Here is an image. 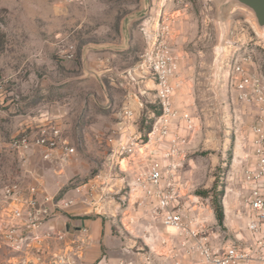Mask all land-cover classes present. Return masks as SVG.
I'll return each instance as SVG.
<instances>
[{"label": "rangeland", "instance_id": "1", "mask_svg": "<svg viewBox=\"0 0 264 264\" xmlns=\"http://www.w3.org/2000/svg\"><path fill=\"white\" fill-rule=\"evenodd\" d=\"M152 44L166 45L177 61L174 105L191 119L189 124L179 117L172 125L174 135L187 140L177 184L197 220L191 230L211 245L218 239L217 227L221 241L225 234L246 236V219L239 215L246 213L243 198L261 185L249 179L248 171L259 170L254 130H264V104L237 101L232 68L238 63L264 85V29L235 0H0V189L20 180L26 169L27 159L11 148L12 139L34 135L48 124L61 127L75 148L76 158L66 168L69 183L74 181L69 187L103 176L108 131L100 144L86 145V136L94 139L86 118L105 109V92L123 107L127 91L115 77L133 68ZM148 107L160 114L154 104ZM147 112L139 120L143 135L151 125ZM58 114L62 124L54 118ZM156 149L150 157L160 161L168 146ZM99 184V190L105 188ZM104 196L93 200L102 203ZM134 202L106 218L128 261L206 264L197 238L180 237L152 222L149 209ZM98 212L105 217L107 211Z\"/></svg>", "mask_w": 264, "mask_h": 264}, {"label": "built area", "instance_id": "2", "mask_svg": "<svg viewBox=\"0 0 264 264\" xmlns=\"http://www.w3.org/2000/svg\"><path fill=\"white\" fill-rule=\"evenodd\" d=\"M177 71V61L170 55L169 48L163 44H152L133 68L117 73L115 82L127 91V95L121 119L106 138L110 152L105 159V179L113 180L118 175L122 180L120 193L124 195L121 200L124 207H129L134 198V204L139 208L149 209L152 222L174 229L180 237L197 238V251L206 264H264V151L261 148L264 146V130L261 126L254 130L258 137L256 157L259 170L248 171L249 179L259 181L261 185L251 188L243 198L246 213L239 215L241 220L246 219V236L231 238L225 234L221 241L222 229L217 227V241L213 245L208 244L206 237H199L200 231L191 230L197 220L191 217L190 206H187L190 201L177 184L181 166L178 160L187 156V140L175 136L172 125L179 117L191 123L190 116L179 115L174 105L172 80ZM232 74L235 75L233 80L239 103L249 106L264 104L261 77L246 73L245 68L236 62ZM238 75L240 77L237 78ZM149 104H154L160 114L157 115L155 109L151 110ZM147 110L151 125L143 135L138 130L139 120ZM163 144H167L168 149L161 160L150 157ZM10 146L21 153L24 160L35 147L43 149L44 160H50L56 150L63 152L65 161L76 153L56 124L41 126L34 135L16 137ZM146 160H150L149 164ZM85 187L76 186L75 190L81 193ZM74 204L75 201L65 195L44 194L37 177L29 171H24L17 182L4 185L0 189V264H75V258L83 256L85 239L80 240L79 245L66 244L54 252L49 250L50 242L64 243L65 236L45 229L53 217Z\"/></svg>", "mask_w": 264, "mask_h": 264}, {"label": "crops", "instance_id": "3", "mask_svg": "<svg viewBox=\"0 0 264 264\" xmlns=\"http://www.w3.org/2000/svg\"><path fill=\"white\" fill-rule=\"evenodd\" d=\"M101 63L104 64V60L101 61ZM108 66H110V59L105 56V72L110 70ZM118 105H120V100L111 95H107L105 92V104L101 105L103 107L105 106V109H102V112L91 111L90 116H94V118H91L89 115V117L86 118L87 125H90L88 130L92 131L95 139L90 137V135L86 136L84 139L86 145H91L92 143L94 145H97V143L100 144L103 141L102 136L104 135L105 137V132L108 131L109 135L111 130L118 125L122 113V107ZM122 105L123 99L121 102V106ZM54 118H59L61 121L58 123H63L64 118H62V114H58ZM47 119L48 118L43 119L42 122ZM68 119L69 118H65V121H68ZM65 139L71 146L69 139L66 137ZM104 141L106 143L105 139ZM106 146L108 148L107 153H109L110 147L107 143ZM43 153V149L33 148L28 153L25 162L26 169L24 171H29L37 177L44 194L51 196L62 194L65 195L66 198L75 201V204L71 208L53 217L45 225V229H52L56 233H62L65 236L64 243L52 240L49 250L55 252L64 248L66 244L71 243L79 245V241L85 239V251L82 258H75V264H139L136 261L131 263L128 261L129 259L125 258L127 249L123 245L122 239L117 238L113 234L112 225L106 220L109 212L116 209L121 210L124 207L121 201L124 195L120 193L123 182L118 175H115L113 180L109 177L105 179V174L103 176H97L96 179L89 182L84 189H81V193H77L75 188L69 187L74 184V181L69 183L70 179H67L66 173V168L75 160L76 153L70 158L67 157L66 161L63 160L64 154L61 150H56L50 160H44ZM99 183L105 185V188L99 190ZM83 190L91 192L92 196L88 197L83 195ZM99 194L105 195V200H103L102 203L93 200V198H96ZM90 198H92V200ZM100 198H102V196ZM132 202H134V198L131 199V203ZM98 206L100 209L105 208V211H107L105 217L98 212ZM84 231H86V233ZM116 242L118 244H115ZM116 247L119 248L118 251L115 250ZM114 253H118L119 256L115 257Z\"/></svg>", "mask_w": 264, "mask_h": 264}, {"label": "water", "instance_id": "4", "mask_svg": "<svg viewBox=\"0 0 264 264\" xmlns=\"http://www.w3.org/2000/svg\"><path fill=\"white\" fill-rule=\"evenodd\" d=\"M239 5L249 10L256 18L257 24L264 29V0H235Z\"/></svg>", "mask_w": 264, "mask_h": 264}, {"label": "trees", "instance_id": "5", "mask_svg": "<svg viewBox=\"0 0 264 264\" xmlns=\"http://www.w3.org/2000/svg\"><path fill=\"white\" fill-rule=\"evenodd\" d=\"M222 217H223L222 212H220V213H219V218H220V220H222Z\"/></svg>", "mask_w": 264, "mask_h": 264}]
</instances>
